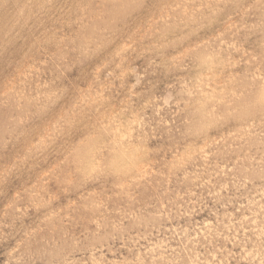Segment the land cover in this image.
<instances>
[{
	"label": "rangeland",
	"instance_id": "rangeland-1",
	"mask_svg": "<svg viewBox=\"0 0 264 264\" xmlns=\"http://www.w3.org/2000/svg\"><path fill=\"white\" fill-rule=\"evenodd\" d=\"M263 38L264 0H0V264H264Z\"/></svg>",
	"mask_w": 264,
	"mask_h": 264
},
{
	"label": "bare ground",
	"instance_id": "bare-ground-1",
	"mask_svg": "<svg viewBox=\"0 0 264 264\" xmlns=\"http://www.w3.org/2000/svg\"><path fill=\"white\" fill-rule=\"evenodd\" d=\"M38 1H39V0H38ZM250 1H251V0H250ZM69 2H70V1H69ZM207 2H208V1H207ZM76 3H78V2H76ZM204 3H205V2H204ZM36 5H37V4H36ZM73 5H74V4H73ZM208 5H209V3H208ZM27 6H28V5H27ZM29 7H30V6H29ZM34 7H35V6H34ZM70 7H71V6H70ZM77 7H78V6H77ZM173 7H174V6H173ZM196 7H197V6H196ZM196 7H195V8H196ZM26 8H27V7H26ZM30 8H31V7H30ZM45 8H46V7H45ZM79 8H80V7H79ZM79 8H76V10H79ZM82 9H83V8H82ZM181 9H182V8H181ZM29 10H30V9H29ZM79 11H80V10H79ZM160 11H161V10H160ZM166 11H167V10H166ZM26 12H27V11H26ZM53 12H54V11H53ZM208 12H209V11H208ZM19 13H20V12H19ZM72 13H73V12H72ZM75 13H76V12H75ZM234 13H235V12H234ZM25 14H26V13H25ZM251 14H252V13H251ZM11 15H12V14H11ZM78 15H79V14H78ZM81 15H82V14H80V16H81ZM190 15H191V14H190ZM20 16H21V15H20ZM172 16H174V15H172ZM227 16H228V15H227ZM238 16H239V15H238ZM4 17H5V16H4ZM66 18H67V17H66ZM68 18H69V17H68ZM22 19H23V18H22ZM224 19H225V18H224ZM240 19H241V18H240ZM209 20H210V18H209ZM214 20H215V19H214ZM221 20H223V19H221ZM243 20H244V19H243ZM66 21H67V20H66ZM154 21H155V20H154ZM216 21H217V20H216ZM259 21H260V20H259ZM1 22H2V21H1ZM9 22H10V21H9ZM132 22H133V21H132ZM211 22H212V21L209 22V25H210ZM236 22H237V21H236ZM262 22H263V21H262ZM262 22H261V23H262ZM13 23H14V22H13ZM86 23H87V22H86ZM88 23H89V22H88ZM88 23H87V24H88ZM165 23H166V22H165ZM165 23H164V24H165ZM258 24H259V22H258ZM140 25H141V23H140ZM209 25H208V26H209ZM232 25H234V24H232ZM242 25H243V24H242ZM9 26H10V25H9ZM142 26H143V24H142ZM224 26H225V25H224ZM228 26H230V25H228ZM251 26H252V25H251ZM256 26H257V25H256ZM140 27H141V26H140ZM155 27H156V26H155ZM161 27H162V26H161ZM222 27H223V26H222ZM239 27H240V26H239ZM141 28H142V27H141ZM158 28H159V27H158ZM225 28H226V27H225ZM241 28H242V26H241ZM248 28H249V27H248ZM236 29H237V28H236ZM253 29H254V28H253ZM152 30H154V29H152ZM215 30H216V29H215ZM226 30H227V29H226ZM238 30H239V29H238ZM49 31H50V30H49ZM235 31H236V30H235ZM53 32H54V31H53ZM132 32H133V31H132ZM158 32H159V31H158ZM162 32H163L162 34L164 35L166 31H165V32L162 31ZM222 32H224V31H222ZM232 32H233V31H232ZM236 32H237V31H236ZM238 32H239V31H238ZM19 33H20V32H19ZM50 33H51V32H50ZM148 33H149V32H148ZM148 33H147V34H148ZM208 33H209V32H208ZM226 33H228V32H226ZM230 33H231V32H230ZM31 34H32V33H31ZM61 34H62V33H61ZM158 34H159V33H158ZM160 34H161V33H160ZM216 34H217V33H216ZM221 34H222V33H221ZM231 34H232V33H231ZM235 34H236V33H235ZM6 35H8V34H6ZM66 35H67V34H66ZM116 35H117V34H116ZM149 35H150V34H149ZM179 35H181V34H179ZM217 35H218V34H217ZM247 35H248V34H247ZM249 35H250V34H249ZM13 36H14V35H13ZM131 36H132V35H131ZM150 36H152V35H150ZM215 36H216V35H215ZM218 36H219V35H218ZM41 37H42V36H41ZM50 37H51V36H50ZM59 37H60V36H59ZM108 37H109V36H108ZM123 37H124V36H123ZM141 37H142V36H141ZM156 37H159V35L156 36ZM162 37H163V36H160V38H162ZM164 37H165V36H164ZM173 37H174V36H173ZM178 37H179V36H178ZM226 37H227V36H226ZM230 37H231V36H229L228 38H230ZM242 37H243V35H242ZM129 38H130V37H129ZM153 38H154V37H153ZM153 38H152V39H153ZM176 38H177V37H176ZM180 38H181V37H180ZM212 38H213V37H212ZM217 38H218V37H217ZM9 39H11V38H9ZM139 39H140V38H139ZM167 39H168V38H167ZM169 39H170V38H169ZM171 39L173 40V38H171ZM171 39H170V41H172ZM222 39H223V37H222ZM260 39H261V38H260ZM263 39H264V38H263ZM200 40H201V39H200ZM203 40H204V39H203ZM220 40H221V39H220ZM224 40H226V39H224ZM236 40H237V39H236ZM12 41H13V40H12ZM54 41H55V40H54ZM130 41H131V38H130ZM152 41H154V40H152ZM155 41H157V40H155ZM205 41H206V40H205ZM222 41H223V40H222ZM232 41H233V40H232ZM232 41H231V42H232ZM239 41H240V40H239ZM242 41H243V40H242ZM244 41H245V40H244ZM262 41H263V40H262ZM146 42H147V41H146ZM146 42H145V44H146ZM164 42H165V41H164ZM225 42H226V41H225ZM121 43H122V42H121ZM123 43H125V42H123ZM130 43H131V42H130ZM147 43H149V42H147ZM167 43H168V42H167ZM197 43H198V42H197ZM197 43H196V44H197ZM201 43H202V42H200V44H201ZM226 43H227V42H226ZM229 43H230V42H229ZM233 43H234V42H233ZM242 43H243V42H242ZM242 43H241V44H242ZM254 43H255V41H254ZM254 43H253V44H254ZM256 43H257V42H256ZM260 43H261V42H260ZM58 44H59V43H58ZM138 44H139V43H138ZM160 44H161V42H160ZM163 44H164V43H163ZM222 44H224V43H222ZM28 45H29V44H28ZM123 45H125V44H123ZM123 45H122V46H123ZM148 45H149V44H148ZM152 45H154V43H153ZM164 45H166V44H164ZM164 45L161 44L160 46H164ZM187 45H188V44H187ZM203 45H204V44H203ZM205 45H208V44L205 43ZM205 45H204V46H205ZM218 45H219V44H218ZM232 45H233V44H232ZM238 45H239V44H238ZM257 45H258V44H257ZM262 45H263V44H262ZM132 46H133V44H132ZM156 46H157V45H155V47H156ZM171 46H172V45H171ZM208 46H209V45H208ZM233 46H234V45H233ZM241 46H242V45H241ZM250 46H251V45H250ZM259 46H260V45H259ZM259 46H258L257 48H260ZM142 47H143V46H142ZM144 47H145V46H144ZM150 47H151V46H150ZM150 47H149V48H150ZM183 47H184V46H183ZM190 47H193V46H190ZM196 47H197V46H196ZM202 47H203V46H202ZM217 47H218V46H217ZM224 47H226V46L224 45ZM242 47H243V46H242ZM254 47H255V46H254ZM59 48H60V47H59ZM147 48H148V47H147ZM152 48H154V47H152ZM152 48H151V49H152ZM156 48H157V47H156ZM156 48H155V49H156ZM158 48H159V47H158ZM181 48H182V47H181ZM193 48H194V47H193ZM204 48H205V47H204ZM213 48H215V47H213ZM234 48H235V46H234ZM261 48H262V46H261ZM143 49H144V48H143ZM145 49H146V48H145ZM145 49H144V50H145ZM160 49H161V48H160ZM160 49H159V50H160ZM186 49H187V47H186ZM191 49H192V48H191ZM195 49H197V48H195ZM199 49H200V48H199ZM218 49H219V48H218ZM227 49H228V48H227ZM232 49H233V48H232ZM232 49H231V50H232ZM237 49H238V48H237ZM241 49H242V48H241ZM243 49H244V48H243ZM152 50H153V49H152ZM156 50H158V49H156ZM188 50H189V49H188ZM188 50H187V51H188ZM202 50H203V49H202ZM222 50H223V48H222ZM231 50H230V51H231ZM234 50H235V49H234ZM253 50H254V48H253ZM253 50H251V51H253ZM259 50H260V49H259ZM259 50H258V51H259ZM138 51H139V50H138ZM146 51H147V50H146ZM148 51H151V50H148ZM185 51H186V50H185ZM185 51H184V52H185ZM195 51H196V50H195ZM197 51H198V50H197ZM200 51H201V50H200ZM203 51H204V50H203ZM203 51H202V52H203ZM205 51H206V50H205ZM224 51H226V50H224ZM230 51H229L228 53H230ZM237 51H238V50H237ZM237 51H236V52H237ZM243 51H244V50H243ZM243 51H242V53H243ZM190 52H192V51H190ZM198 52H199V51H198ZM217 52H218V51H217ZM220 52H221V51H219V53H220ZM226 52H227V51H226ZM236 52H235V53H236ZM249 52H250V51H249ZM254 52H255V51H254ZM188 53H189V52H188ZM193 53H194V52H193ZM196 53H197V52H196ZM196 53H195V56H197ZM222 53H224V52L222 51ZM245 53H246V51H245ZM261 53H262V52H261ZM121 54H122V53H121ZM156 54H157V53H156ZM168 54H169V53H168ZM225 54L227 55V53H225ZM239 54H240V53H239ZM248 54H249V53H248ZM256 54H257V53H256ZM256 54H255V55H256ZM259 54H260V53H259ZM263 54H264V52H263ZM27 55H28V54H27ZM63 55H64V54H63ZM183 55H184V53H183ZM183 55H182V56H183ZM211 55H212V54H211ZM251 55H253V54H251ZM251 55H250V56H251ZM255 55H254V57H255ZM191 56H192V55H191ZM227 56H228V55H227ZM230 56H231V55H230ZM250 56L248 55L249 58H250ZM259 56H260V55H259ZM169 57H170V56H169ZM178 57H179V55H178ZM188 57H189V56H188ZM246 57H247V56H246ZM252 57H253V56H252ZM92 58H93V57H92ZM180 58H181V57H180ZM194 58H195V57H194ZM194 58H193V59H194ZM255 58H256V57H255ZM262 58H263V57H262ZM161 59H162V58H161ZM178 59H179V58H178ZM226 59H227V58H226ZM234 59H235V58H234ZM234 59H233V60H234ZM109 60H110V59H109ZM112 60H113V59H112ZM159 60H160V59H159ZM244 60H245V59H244ZM246 60H248V58H247ZM246 60H245V61H246ZM259 60H260V59H259ZM259 60H258V61H259ZM110 61H111V60H110ZM170 61H171V60H170ZM255 61L257 62V60H255ZM35 62H36V61H35ZM86 62H87V61H86ZM98 62H99V61H98ZM178 62H179V61H178ZM191 62H192V61H191ZM249 62H250V61H249ZM155 63H156V62H155ZM244 63H246V62H244ZM253 63H254V62H253ZM253 63L251 62V65H253ZM28 64H29V63H28ZM173 64H174V63H173ZM181 64H182V63H181ZM249 64H250V63H249ZM254 64H256V63H254ZM29 65H30V64H29ZM240 65H241V64H240ZM260 65H261V64H260ZM84 66H85V65H84ZM123 66H124V65H123ZM165 66H166V65H165ZM229 66H230V65H229ZM242 66H243V65H242ZM242 66H241V67H242ZM256 66H257V65H256ZM258 66H259V65H258ZM27 67H28V66H27ZM119 67H120V66H119ZM184 67H185V66H184ZM191 67H192V66H191ZM253 67H254V66H253ZM67 68H68V67H67ZM263 68H264V67H263ZM17 69H18V68H17ZM96 69H97V68H96ZM114 69H115V68H114ZM163 69H164V68H163ZM247 69H248V68H247ZM107 71H108V70H107ZM254 71H255V70H254ZM29 72H30V71H29ZM94 72H95V71H94ZM98 72H99V71H98ZM219 72H220V71H219ZM242 72H243V71H242ZM246 72H247V71H246ZM255 72H256V71H255ZM30 73H31V72H30ZM259 73H260V72H259ZM259 73H258V74H259ZM63 74H64V73H63ZM134 74H135V73H134ZM164 74H165V73H164ZM234 74H235V72H234ZM244 74H245V73H244ZM248 74H249V73H248ZM253 74H254V73H253ZM255 74H256V73H255ZM261 74H262V73H261ZM197 75H198V74H197ZM201 75H202V73H201ZM249 75H250V74H249ZM249 75H248V76H249ZM58 76H59V75H58ZM110 76H111V75H110ZM172 76H173V75H172ZM205 76H206V75H205ZM217 76H218V75H217ZM33 77H34V76H33ZM91 77H92V76H91ZM97 77H98V76H97ZM206 77H207V76H206ZM215 77H216V76H215ZM220 77H221V76H220ZM231 77H232V76H231ZM243 77L246 78V76H243ZM262 77H263V76H262ZM28 78H30V77H28ZM92 78H93V77H92ZM217 78H218V77H216V79H217ZM223 78H224V76H223ZM226 78H227V77H226ZM226 78H225V79H226ZM234 78H235V76H234ZM248 78H249V77H248ZM253 78H254V76H253ZM258 78H259V77H258ZM103 79H104V78H103ZM112 79H113V78H112ZM230 79H231V78H230ZM232 79H233V78H232ZM235 79H236V78H235ZM240 79H241V80H240V82H241L240 84H242V82H243L244 80L246 81V79H244V80L242 81V77H241ZM97 80H98V79H97ZM196 80H197V79H196ZM250 80H251V79H250ZM250 80H249V82H250ZM126 81H127V80H126ZM200 81H201V80H200ZM215 81H216V80H215ZM222 81H223V80H222ZM222 81H221V82H222ZM37 82H38V81H37ZM47 82H48V81H47ZM198 82H199V81H198ZM202 82H203V81H202ZM247 82H248V81H247ZM247 82H244V83L246 84ZM261 82H262V81H261ZM261 82H260V83H261ZM24 83H25V82H24ZM43 83H44V82H43ZM154 83H155V82H154ZM199 83H200V82H199ZM233 83H234V82H233ZM251 83H252V81H251ZM2 84H3V83H2ZM45 84H46V83H45ZM116 84H117V83H116ZM180 84H181V83H180ZM197 84H198V83H197ZM197 84H196V85H197ZM213 84H215V83H213ZM230 84H231V83H230ZM238 84H239V83H238ZM252 84H253V83H252ZM252 84H251V85H252ZM261 84H262V83H261ZM33 85H34V84H33ZM166 85H167V84H166ZM216 85H217V84H216ZM216 85H215V86H216ZM224 85H225V84H224ZM232 85H233V87H234V84H232ZM251 85H250V86H251ZM36 86H38V85H36ZM104 86H105V85H104ZM192 86H193V85H192ZM205 86H206V85H205ZM218 86H219V85H218ZM246 86H247V84H246ZM89 87H90V86H89ZM202 87H203V86H202ZM212 87H213V86H212ZM243 87H244V84H243ZM254 87H255V86H254ZM200 88H201V87H200ZM228 88H229V87H228ZM244 88H245V87H244ZM257 88H258V87H257ZM257 88H256V89H257ZM261 88H262V87H261ZM10 89H11V87H10ZM125 89H126V88H125ZM165 89H166V88H165ZM181 89H182V88H181ZM187 89H188V88H187ZM194 89H196V88H194ZM205 89H206V88H205ZM214 89H215V88H214ZM223 89H224V88H223ZM113 90H114V89H113ZM142 90H143V89H142ZM163 90H164V89H163ZM183 90H184V89H183ZM220 90H221V89H220ZM232 90H233V89H232ZM234 90H235V89H234ZM259 90H261V89H259ZM21 91H22V90H21ZM44 91H45V90H44ZM57 91H58V90H57ZM76 91H77V90H76ZM211 91H212V90H210V92H211ZM215 91H216V90H215ZM238 91H239V90H238ZM3 92H5V91H3ZM9 92H11V91H9ZM15 92H16V91H15ZM82 92H83V91H82ZM82 92H81V93H82ZM145 92H147V91H145ZM169 92H170V91H169ZM207 92H208V91H207ZM207 92H206V93H207ZM220 92H221V91H220ZM223 92H225V91H223ZM227 92H228V91H227ZM245 92H246V91H245ZM46 93H47V92H46ZM94 93H95V92H94ZM177 93H178V91H177ZM201 93H205V91H204V92L201 91ZM201 93H200V94H201ZM213 93H215V92H213ZM229 93H230V92H229ZM236 93H237V92H236ZM236 93H235V94H236ZM255 93H256V92H255ZM255 93H254V94H255ZM257 93H258V91H257ZM168 94H169V93H168ZM188 94H189V93H188ZM210 94H212V93H210ZM215 94H216V93H215ZM240 94L243 95V93H241V92H240ZM249 94H250V93H249ZM15 95H16V94H15ZM139 95H140V94H139ZM182 95H183V94H182ZM191 95H192V94H191ZM231 95H232V94H231ZM237 95H238V94H237ZM237 95H236V96H237ZM250 95H251V94H250ZM27 96H28V94H27ZM33 96H34V95H33ZM227 96H229V95H227ZM227 96H226V98H227ZM246 96H248V95H246ZM253 96H254V95H253ZM256 96H257V95H256ZM24 97H25V96H24ZM41 97H42V96H41ZM89 97H90V96H89ZM92 97H94V96H92ZM106 97H107V96H106ZM106 97H105V98H106ZM166 97H167V96H166ZM180 97H181V96H180ZM210 97H211V95H210ZM72 98H73V97H72ZM150 98H151V97H150ZM229 98H230V97H229ZM232 98H233V97H232ZM238 98H239V97H238ZM16 99H17V98H16ZM39 99H40V98H39ZM91 99H92V98H91ZM165 99L168 100V97L165 98ZM223 99H224V98H223ZM233 99H234V98H233ZM19 100H20V99H19ZM22 100H23V99H22ZM105 100H106V99H105ZM221 100H222V99H221ZM224 100H225L224 102L227 101V99H224ZM237 100H238V99H237ZM241 100L244 101L243 98H242ZM241 100H240V101H241ZM256 100H257V99H256ZM25 101H26V99H25ZM80 101H81V100H80ZM240 101H239V102H240ZM251 101H254V100H251ZM90 102H91V101H90ZM176 102H177V101H176ZM233 102H234V100H233ZM241 102H242V101H241ZM259 102H260V101H259ZM259 102H258V105H261V104H259ZM86 103H87V102H86ZM146 103H147V102H146ZM247 103H248V101H247ZM250 103H251V102H250ZM78 104H79V103H78ZM214 104H215V103H214ZM218 104H219V103H218ZM224 104H225V103H224ZM224 104H223V105H224ZM228 104H229V103H228ZM230 104H232V103H230ZM234 104H235V103H234ZM234 104H233V105H234ZM237 104H238V103H237ZM242 104H245V103L243 102ZM255 104H256V103H255ZM262 104H263V103H262ZM82 105H83V104H82ZM190 105H191V104H190ZM219 105H221V104H219ZM225 105L227 106V104H225ZM240 105H241V104H240ZM250 105H251V104H250ZM68 106H69V105H68ZM235 106H236V105H235ZM247 106H248V105H247ZM262 106H263V105H262ZM262 106H261L260 108H262ZM34 107H35V106H34ZM181 107H182V106H181ZM191 107H192V106H191ZM213 107H214V106H213ZM213 107H212V108H213ZM240 107H241V106H240ZM245 107H246V106H245ZM252 107H253V109L255 110L254 106H252ZM263 107H264V106H263ZM16 108H17V107H16ZM62 108H63V107H62ZM195 108H196V107H195ZM215 108H216V107H215ZM222 108H223V106H222ZM238 108H239V107H238ZM250 108H251V107H250ZM216 109H217V108H216ZM218 109H219V107H218ZM228 109H229V108H228ZM233 109H235V108L233 107ZM187 110H188V108H187ZM208 110H209V109H208ZM222 110H223V109H222ZM222 110H221V111H222ZM239 110H240V109H239ZM62 111H63V110H62ZM89 111H90V110H89ZM196 111H197V110H196ZM221 111H220V112H221ZM237 111H238V110H237ZM244 111H245V110H244ZM262 111H263V110H262ZM69 112H70V111H69ZM207 112H208V111H207ZM212 112H213V111H212ZM218 112H219V111H218ZM218 112H217V113H218ZM256 112H258V111H256ZM256 112H255V113H256ZM260 112H261V111H259V113H257V114H260ZM107 113H108V112H107ZM244 113H245V112H244ZM246 113H247V112H246ZM261 113H263V115H264V111L261 112ZM54 114H55V113H54ZM187 114H188V113H187ZM247 114H248V113H247ZM223 115H225V114H221V116H223ZM57 116H58V115H57ZM68 116H69V115H68ZM185 116H186V115H185ZM187 116H188V115H187ZM217 116H218V115H217ZM229 116H230V115H229ZM239 116H240V115H239ZM241 116H242V115H241ZM243 116H244V115H243ZM245 116H246V115H245ZM189 117H190V116H189ZM219 117H220V116H219ZM223 117H224V116H223ZM226 117H227V116H226ZM231 117H234V116H231ZM236 117H238V116H236ZM248 117H249V115H248ZM185 118H186V117H185ZM185 118H184V119H185ZM187 118H188V117H187ZM213 118H214V117H213ZM224 118H225V117H224ZM234 118H235V117H234ZM242 118H244V117H242ZM190 119H191V118H190ZM225 119H227V118H225ZM225 119H224V120H225ZM232 119H233V118H232ZM240 119H241V118H240ZM249 119H250V118H249ZM259 119H262V118L260 117ZM171 120H172V119H171ZM218 120H219V119H218ZM233 120H235V119H233ZM244 120H245V118H244ZM250 120H252V118H251ZM64 121H65V120H64ZM210 121H211V120H210ZM213 121H214V120H213ZM235 121H236V120H235ZM240 121H241V120H240ZM262 121H264V120H262ZM108 122H109V121H108ZM187 122H188V121H187ZM187 122H186V124H187ZM255 122H257V120H255ZM67 123H68V121H67ZM71 123H72V122H71ZM116 123H117V122H116ZM219 123H220V122H219ZM222 123H223V121H222ZM240 123H241V122H240ZM245 123H247L246 120H245V122H244V126H245ZM252 123H253V122H252ZM257 123H258V122H257ZM262 123H263V122H262ZM262 123H261V125H262ZM88 124H89V123H88ZM100 124H101V123H100ZM188 124H189V123H188ZM190 124H191V123H190ZM238 124H239V122H238ZM247 124H248V123H247ZM28 125H29V124H28ZM65 125H66V124H65ZM106 125H107V124H106ZM182 125H183V124H182ZM211 125H212V124H211ZM249 125H250V124H249ZM255 125H256V124H255ZM103 126H104V124H103ZM216 126H217V125H216ZM253 126H254V125H253ZM63 127H64V126H63ZM69 127H70V126H69ZM149 127H150V126H149ZM188 127H189V126H188ZM209 127H210V126H209ZM213 127H214V125H213ZM219 127H220V126H219ZM239 127H241V126H239ZM245 127H247V125H246ZM258 127H259V126H258ZM54 128H55V127H54ZM114 128H115V127H114ZM168 128H169V127H168ZM184 128H185V126H184ZM210 128H211V127H210ZM220 128H221V127H220ZM234 128H236V127H234ZM188 129H189V128H188ZM188 129H187V130H188ZM256 129H257V128H256ZM43 130H44V129H43ZM102 130H103V129H102ZM115 130H117V129H115ZM136 130H137V129H136ZM187 130H186V132H187ZM191 130L193 131V129H191ZM208 130H209V129H208ZM208 130H207V131H208ZM232 130H234V129H232ZM238 130H239V129H238ZM242 130H244V129L242 128ZM254 130H255V129H254ZM259 130H261V129L259 128ZM262 130H263V129H262ZM262 130H261V131H262ZM26 131H27V130H26ZM34 131H35V130H34ZM62 131H63V130H62ZM129 131H130V129H129ZM188 131H189V130H188ZM239 131H240V130H239ZM246 131H247V130H246ZM246 131H245V132H246ZM250 131H251V130H250ZM250 131H249V133H250ZM108 132H109V131H108ZM116 132H117V131H116ZM132 132H133V131H132ZM164 132H165V131H164ZM231 132H232V131H231ZM231 132H230V134L233 135ZM119 133H120V132H119ZM183 133H184V132H183ZM192 133H193V132H192ZM202 133H203V132H202ZM235 133H236V132H235ZM243 133H244V131H243ZM253 133H254V132H253ZM29 134H30V133H29ZM113 134H114V133H113ZM115 134H116V133H115ZM120 134H121V133H120ZM120 134H119V135H120ZM123 134H124V133H123ZM190 134H191V133H190ZM190 134H189V135H190ZM205 134H207V133H205ZM230 134H229V135H230ZM241 134H242V133H241ZM262 134H263V132H262ZM108 135H110V134H108ZM119 135H118V136H119ZM193 135H194V134H193ZM196 135H197V134H196ZM198 135H200V134H198ZM201 135H202V134H201ZM234 135H235V134H234ZM250 135L252 136V134H250ZM258 135H259V134H258ZM120 136H122V135H120ZM128 136H129V135H128ZM187 136H188V135H187ZM190 136H191V135H190ZM206 136H207V135H206ZM208 136H209V135H208ZM212 136H213V135H212ZM235 136H236V135H235ZM239 136H240V135H239ZM241 136H242V135H241ZM247 136H248V135H247ZM247 136H246V137H247ZM109 137H110V136H109ZM123 137H124V136H123ZM219 137H220V136H219ZM244 137H245V135H244ZM244 137H242V138H244ZM246 137H245V138H246ZM259 137H260V136H259ZM39 138H40V137H39ZM110 138H111V137H110ZM195 138H197V136H196ZM230 138H231V137H230ZM233 138H234V137H233ZM236 138H238V137H235V139H236ZM239 138H240V137H239ZM239 138H238V139H239ZM256 138H257V135H256ZM92 139H93V138H92ZM111 139H112V138H111ZM119 139H120V138H119ZM123 139H124V138H123ZM200 139H201V138H200ZM205 139H206V137H205ZM216 139H217V138H216ZM216 139H215V141H217ZM219 139H220V138H219ZM222 139H223V138H222ZM36 140H37V139H36ZM54 140H55V139H54ZM113 140H114V139H113ZM194 140H195V139H194ZM220 140H221V139H220ZM223 140H224V139H223ZM223 140H222V141H223ZM245 140H247V138H246ZM259 140H260V139H258V141H259ZM42 141H43V140H42ZM51 141H52V140H51ZM81 141H82V140H81ZM86 141H87V140H86ZM90 141H92V140L90 139ZM90 141L88 140V143H89ZM258 141H257V142H258ZM29 142H30V141H29ZM78 142H79V141H78ZM105 142H106V141H105ZM200 142H201V141H200ZM204 142H205V141H204ZM204 142H203V143H204ZM231 142H232V141H231ZM31 143H32V142H31ZM85 143H86V142H85ZM90 143H91V142H90ZM90 143H89V144H90ZM113 143H114V142H113ZM186 143H187V142H186ZM188 143H189V142H188ZM203 143H201V144H203ZM206 143H207V142H206ZM255 143H256V142H255ZM259 143H260V142H259ZM6 144H7V143H6ZM49 144H50V143H49ZM74 144H75V143H74ZM115 144H116V142H115ZM189 144H190V143H189ZM191 144H192V143H191ZM191 144H190V145H191ZM208 144H209V142H208ZM219 144H220V143H219ZM227 144H228V143H227ZM50 145H51V144H50ZM50 145H49V146H50ZM75 145H76V144H75ZM80 145H81V144H80ZM84 145H85V144H84ZM90 145H91V144H90ZM121 145H123V144H121ZM187 145H188V144H187ZM203 145H204V144H203ZM203 145H202V147H203ZM247 145H248V144H247ZM250 145H251V144H250ZM254 145H255V144H254ZM81 146H82V145H81ZM184 146H186V145H184ZM184 146H183V147H184ZM194 146H195V145H194ZM204 146H205V145H204ZM221 146H222V145H221ZM227 146H228V145H227ZM230 146H232V145H230ZM243 146H244V143H243ZM259 146H261V144H260ZM70 147H71V146H70ZM73 147H74V146H73ZM79 147H80V146H79ZM83 147H84V146H83ZM104 147H105V146H104ZM115 147H117V146L115 145ZM195 147H196V146H195ZM262 147H263V146H262ZM75 148H76L77 150H80V149H78L77 147H75ZM75 148H74V149H75ZM81 148H82V147H81ZM206 148H208V147L206 146ZM227 148H229V147H227ZM259 148H260V147H259ZM46 149H47V147H46ZM55 149H56V148H55ZM71 149H73V148H71ZM71 149H70V150H71ZM74 149L71 150V151H73V153H74V151H75ZM82 149H83V148H82ZM117 149H118V147H117ZM123 149H124V148H123ZM182 149H183V148H182ZM186 149H187V148H186ZM186 149H183V150L185 151ZM193 149H194V148H193ZM40 150H41V149H40ZM40 150H39V151H40ZM77 150H76V151H77ZM109 150H110V149H109ZM118 150H119V149H118ZM152 150H154V149H152ZM190 150H191V149H190ZM199 150H201V149H199ZM208 150H209V149H208ZM214 150H215V149H214ZM245 150H246V149H245ZM82 151H83V150H82ZM82 151H79V153L82 152ZM104 151H105V150H104ZM187 151H188V150H187ZM195 151H196V150H195ZM195 151H194V152H195ZM26 152H27V151H26ZM213 152H214V151H213ZM236 152H238V151H236ZM257 152H258V151H257ZM2 153H4V152H2ZM35 153H36V152H35ZM77 153H78V151H77ZM83 153H84V152H83ZM92 153H93V152H92ZM105 153H106V152H105ZM105 153H104V154H105ZM107 153H109V152H107ZM121 153H122V152H121ZM129 153H130V152H129ZM179 153H182V151L179 152ZM214 153H215V152H214ZM245 153H246V152H245ZM258 153H259V152H258ZM262 153H264V152H262ZM4 154H5V153H4ZM75 154H76V152H75ZM100 154H101V153H100ZM109 154H110V153H109ZM174 154H175V153H174ZM186 154H187V153H186ZM190 154H191V153H190ZM197 154H198V153H197ZM197 154H196V156H197ZM203 154H204V153H203ZM210 154H211V153H210ZM238 154H239V153H238ZM240 154H241V153H240ZM247 154H248V153H247ZM78 155H79V154H78ZM80 155H81V154H80ZM89 155H91V154H89ZM89 155H88V156H89ZM131 155H132V154H131ZM187 155H188V154H187ZM263 155H264V154H263ZM22 156H23V154H22ZM76 156H77V155H76ZM82 156H83V155H82ZM84 156H85V155H84ZM100 156H101V155H100ZM180 156H181V155H180ZM196 156H195V158H196ZM240 156H242V155H240ZM3 157H4V156H3ZM57 157H58V156H57ZM61 157H62V156H61ZM149 157H150V156H149ZM183 157H185V156H183ZM204 157H205V156H204ZM206 157H207V156H206ZM230 157H231V156H230ZM248 157H249V156H248ZM14 158H15V157H14ZM17 158H18V157H17ZM64 158L66 159V156H65ZM72 158H73V157H72ZM79 158H80V157H78L77 160H79ZM104 158H105V156H104ZM172 158H173V157H172ZM191 158H192V157H191ZM240 158H241V157H240ZM80 159H81V158H80ZM151 159H152V158H151ZM178 159H179V158H178ZM187 159H189V158H187ZM202 159H203V158H202ZM202 159L200 158V161H201ZM17 160H18V159H17ZM103 160H104V159H103ZM180 160H181V159H180ZM193 160H194V158H193ZM65 161H66V160H65ZM70 161H71V160H70ZM79 161H80V160H79ZM79 161H78V163H79ZM118 161H119V160H118ZM181 161H182V160H181ZM184 161H185V160H184ZM190 161H191V160H190ZM249 161H250V160H249ZM66 162H67V161H66ZM71 162H72V161H71ZM76 162H77V161H76ZM82 162H83V161H82ZM96 162H97V161H96ZM103 162H104V161H103ZM175 162H176V161H175ZM203 162H204V161H202V164H203ZM225 162H226V161H225ZM11 163H12V162H11ZM122 163H123V162H122ZM214 163H215V162H214ZM13 164H14V163H13ZM13 164H12V165H13ZM101 164H102V163H101ZM208 164H209V163H208ZM72 165H73V164H72ZM78 165H79V164H78ZM97 165H98V164H97ZM194 165H195V164H194ZM203 165H204V164H203ZM205 165H206V164H205ZM233 165H234V164H233ZM21 166H22V165H21ZM93 166H94V165H93ZM132 166H133V165H132ZM142 166H143V165H142ZM220 166H221V165H220ZM250 166H251V165H250ZM38 167H39V166H38ZM73 167H74V166H73ZM77 167H78V166H77ZM102 167H105V165H103ZM135 167H136V166H135ZM135 167H134V168H135ZM145 167H146V166H145ZM207 167H208V166H207ZM74 168H75V167H74ZM79 168H80V167H79ZM84 168H85V167H84ZM136 168L138 169V167H136ZM167 168H168V167H167ZM194 168H195V167H194ZM201 168H202V167H201ZM220 168H221V167H220ZM230 168H231V167H230ZM3 169H4V168H3ZM137 169H135V170H137ZM205 169H206V168H205ZM80 170H81V168H80ZM106 170H107V169H106ZM108 170H110V169H108ZM138 170H139V169H138ZM148 170H149V169H148ZM173 170H175V169L173 168ZM216 170H217V169H216ZM9 171H10V170H9ZM73 171H74V169H73ZM202 171H203V170H202ZM75 172H76V171H75ZM99 172H100V171H99ZM99 172H98V173H99ZM131 172H132V171H131ZM133 172H134V171H133ZM133 172H132V173H133ZM138 172H139V171H138ZM180 172H181V171H180ZM194 172H195V171H194ZM209 172H210V171H209ZM59 173H60V172H59ZM77 173H78V172H76V174H77ZM98 173H97V174H98ZM106 173H107V172H106ZM129 173H130V172H129ZM139 173L141 174V171H140ZM44 174H45V173H44ZM95 174H96V172H95ZM107 174H108V173H107ZM130 174H131V173H130ZM134 174H135V172L133 173V175H134ZM143 174H144V173H143ZM174 174H175V173H174ZM115 175H116V174H115ZM119 175H120V174H119ZM121 175H122V174H121ZM131 175H132V174H131ZM170 175H171V174H170ZM212 175H213V174H212ZM74 176H75V173H74ZM79 176H80V175H79ZM85 176H86V175H85ZM99 176H100V175H99ZM104 176H105V175H104ZM117 176H118V174H117ZM127 176L129 177V175H127ZM127 176H126V177H127ZM171 176H172V175H171ZM188 176H189V175H188ZM86 177H89V176H86ZM90 177H91V176H90ZM94 177H95V176H94ZM77 178H78V177H77ZM81 178H82V177H81ZM124 178H125V177H124ZM134 178H135V177H134ZM161 178H162V177H161ZM189 178H190V177H189ZM60 179H61V178H60ZM114 179H115V178H114ZM125 179H126V178H125ZM128 179H129V178H128ZM195 179H196V178H195ZM40 180H41V178H40ZM45 180H46V179H45ZM66 180H67V179H66ZM119 180H120V179H119ZM129 180H130V179H129ZM134 180H135V179H133V181H134ZM136 180H137V179H136ZM158 180H159V179H158ZM182 180H183V179H182ZM190 180H191V179H190ZM61 181H62V180H61ZM68 181H69V180H68ZM148 181H149V180H148ZM183 181H184V180H183ZM65 182H66V181H65ZM116 182H117V181H116ZM125 182H126V181H125ZM125 182H124V184H125ZM136 182H137V181H136ZM35 183H36V182H35ZM128 183H129V182H128ZM130 184H131V183H130ZM133 184H134V183H133ZM136 184H137V183H136ZM120 185H121V184H119V187H120ZM134 185H135V184H134ZM36 186H37V185H36ZM115 186H116V183H115ZM125 186H126V185H125ZM127 186L129 187V185H127ZM131 186H132V185H131ZM123 187H124V186H123ZM189 187H190V186H189ZM40 188H41V187H40ZM120 188H121V187H120ZM211 188H212V187H211ZM223 188H224V187H223ZM97 189H98V188H97ZM261 189H262V188H261ZM33 190H34V187H33ZM92 190H94V189H92ZM92 190H91V191H92ZM116 190H117V189H116ZM119 190H120V189H119ZM119 190H118V191H119ZM122 190H123V189H122ZM28 192H29V191H28ZM123 192L126 193V191H123ZM133 192H134V191H133ZM211 192H212V191H211ZM79 193H80V192H79ZM92 193H93V192H92ZM117 193H118V192H117ZM114 194H115V193H114ZM121 194H123V193H121ZM131 194H132V193H131ZM93 195H94V194H93ZM115 195H116V194H115ZM115 195H114V196H115ZM124 195H126V194H124ZM118 196H119V195H118ZM88 197H89V196H88ZM127 197H128V196H127ZM2 198H3V197H2ZM186 198H187V197H186ZM9 199H10V198H9ZM82 199H83V198H82ZM119 199H120V196H119ZM127 199H128V198H127ZM175 199H176V198H175ZM47 200H48V199H47ZM92 200H93V199H92ZM94 200H96V199L94 198ZM255 200H256V199H255ZM14 201H15V200H14ZM126 201H127V200H126ZM10 202H11V201H10ZM66 202H67V201H66ZM88 202H91V201L88 200ZM127 202H128V201H127ZM251 202H252V201H251ZM12 204H13V203H12ZM20 204H21V203H20ZM64 204H65V203H64ZM95 204H96V203H95ZM95 204H94V205H95ZM98 204H99V203H98ZM92 205H93V204H92ZM96 206L99 207V205H96ZM66 208H67V207H66ZM57 209H58V208H57ZM98 209H99V208H98ZM123 210H124V209H123ZM235 211H236V210H235ZM90 212H91V211H90ZM95 213H96V212H95ZM120 213H121V212H120ZM124 213H125V212H124ZM63 214H64V213H63ZM192 214H193V213H192ZM100 215H101V214H100ZM230 215H231V214H230ZM99 218H100V217H99ZM86 219H87V218H86ZM54 220H55V219H54ZM94 224H95V223H94ZM228 225H229V224H228ZM95 226H96V225H95ZM245 226H246V225H245ZM75 227H76V226H75ZM47 228H48V227H47ZM167 234H168V233H167ZM192 236H193V235H192ZM244 236H245V235H244ZM257 240H258V239H257ZM237 241H238V240H237ZM138 242H139V241H138ZM135 243H136V242H135ZM163 243H164V242H163ZM12 244H13V243H12ZM129 245H130V244H129ZM236 248H237V247H236ZM248 250H249V249H248ZM168 252H169V251H168ZM194 253H195V252H194ZM167 258H168V257H167ZM251 258H252V257H251ZM254 258H255V257H254ZM217 262H219V260H218ZM219 263H220V262H219ZM258 264H259V263H258Z\"/></svg>",
	"mask_w": 264,
	"mask_h": 264
}]
</instances>
